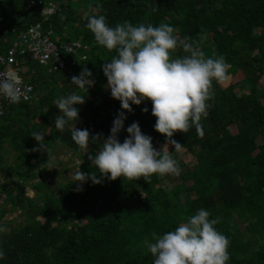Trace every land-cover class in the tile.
<instances>
[{"label":"trees","instance_id":"trees-1","mask_svg":"<svg viewBox=\"0 0 264 264\" xmlns=\"http://www.w3.org/2000/svg\"><path fill=\"white\" fill-rule=\"evenodd\" d=\"M83 1H49L56 11L45 25L61 40L81 39L86 48L63 53L65 66L54 71L29 61L33 64L26 79L34 85L33 99L10 103L0 115V169L7 173L0 181V224L8 229L0 233L5 252L0 264H153L143 241L153 232L174 230L201 208L218 219L216 228L230 240L228 264H264V252L252 259L249 254L253 237L264 240V83L259 86L264 79V0H89L80 10ZM90 15H104L112 27L125 21L169 24L178 39L193 42L205 57H223L231 66L226 80L213 81L209 114L201 121L203 137L195 127L172 137L195 159L179 163L180 175L153 174L150 182L89 180L83 190L72 180H48L59 172L46 170V154L35 150L33 132L47 133L51 150L63 146L72 152L78 161L73 174L77 169L96 171L89 154L110 135L120 111L127 116L120 142L129 135L127 127L138 122L155 148L168 143L154 128L157 118L150 100L128 112L107 96L102 66L117 53L96 42L86 27ZM44 18L29 7V0H0V53ZM184 55L181 47L172 52V58ZM84 68L93 73L88 91L71 83ZM73 92L85 95V102L76 105L80 118L72 127L101 134L99 143L90 142L89 153L75 144L70 129L60 132L54 126L60 114L54 101ZM11 153L13 164L6 165ZM27 186L36 198L26 195ZM13 211L18 215L7 216Z\"/></svg>","mask_w":264,"mask_h":264},{"label":"clouds","instance_id":"clouds-1","mask_svg":"<svg viewBox=\"0 0 264 264\" xmlns=\"http://www.w3.org/2000/svg\"><path fill=\"white\" fill-rule=\"evenodd\" d=\"M86 27L94 34L96 42L108 50H116L117 55L105 63L103 72L111 96L120 101L121 108L133 111V105L145 100L152 103L151 112L157 118L154 128L174 145L179 152L181 143L172 139L179 131L187 133L195 127L197 135L203 137L202 119L207 118L210 101L214 96L213 81L221 83L228 77L230 65L223 57H205L193 42L178 39L175 29L169 24L151 23L134 25L130 22L109 26L104 15H90ZM181 47L186 55L172 58V52ZM93 73L84 68L72 82L78 88L88 89L93 85ZM29 88L23 86L19 73L6 69L0 72V96L11 103L27 101ZM85 102V95L69 93L54 101L60 110L55 118V128L63 132L71 130V138L79 149L89 153L90 142L99 143L101 134H90L88 129L72 127L80 118L78 104ZM143 111L147 112L145 107ZM126 113L120 111L113 120L110 135L95 152L89 154L95 172L77 169L72 175L79 186L91 180L102 183L104 178L115 180L118 177L149 181L153 175L178 176L181 173L178 159L170 151L157 150L153 138L142 132L138 122L127 127L129 134L120 142L118 134L125 127ZM44 132H33L38 142L35 150L46 154L48 169L55 167L56 157L50 146L45 143ZM99 173V176L97 175ZM207 209H199L181 222L174 230L163 234L152 233L143 246L154 257L153 264H228L230 240L221 233L216 225L218 219L210 218ZM7 227L0 224V233ZM5 252L0 248V260Z\"/></svg>","mask_w":264,"mask_h":264},{"label":"built area","instance_id":"built-area-1","mask_svg":"<svg viewBox=\"0 0 264 264\" xmlns=\"http://www.w3.org/2000/svg\"><path fill=\"white\" fill-rule=\"evenodd\" d=\"M29 7H36L45 17L44 20L31 23L25 30L19 33L16 40L8 48L6 53H0V72L14 70L21 76L23 86L29 88L26 94L27 101H31L35 95V88L26 79L27 70L22 58L47 66L49 71L57 70L65 66L63 53H73L85 47L81 39L74 41L61 40L54 34L53 28L45 25V21L56 11V4L42 0H29ZM24 101V100H21ZM11 102L0 96V115H3Z\"/></svg>","mask_w":264,"mask_h":264},{"label":"rangeland","instance_id":"rangeland-1","mask_svg":"<svg viewBox=\"0 0 264 264\" xmlns=\"http://www.w3.org/2000/svg\"><path fill=\"white\" fill-rule=\"evenodd\" d=\"M42 1H46V2H49L51 0H42ZM64 1H67V0H64ZM88 3L91 1L89 0H86V1H83L81 2L80 6V10H83V6L86 5V3ZM50 3V2H49ZM76 40V38H73L71 39L70 41H74ZM22 61H23V65L26 69H31V65L33 64L32 62H29V60H27L26 58H22ZM28 73L27 72L25 75L26 77H28ZM30 74V73H29ZM264 83V79L260 80V83H259V86L260 84H263ZM107 86V84H106ZM107 96L110 97L111 96V91H110V88H108L107 86ZM165 146V150H168V151H173V148H174V145H171L170 143H159L158 147L156 148L157 150H162L163 147ZM53 154L55 155L56 157V164H55V167L51 168V169H46L47 171L48 170H58L59 174L58 175H51L48 180H50V178L53 180V178H55L58 182H63L65 180H72V175H73V167L74 165L77 164V159H74L73 157V154L71 151H68L65 147L63 146H57L55 147L53 150H52ZM171 154L173 155L174 158L178 159L179 163H188V164H193L195 162V159L192 155V153L188 152L187 150H185V148H183L181 146V149L180 151L175 154L174 152H171ZM9 158H6L5 159V163L6 165L8 164H13V154H7ZM6 171L4 170H1L0 169V181L4 180L3 177L4 175H6ZM77 184V188L79 190H83L85 185L84 183L82 184V186H79V182L76 183ZM171 185L173 184V181L172 183H170ZM33 187L32 186H27V189L25 190V193L27 196H29L30 198H36V191H34L32 189ZM18 211V210H17ZM17 211H13V212H9L7 213V216H17ZM19 213V211H18ZM19 219H22V217H18ZM252 237V236H251ZM261 236L257 235L255 237H253V240L249 246V254H251V259L255 257V255H257L258 252H264V244L261 245L264 240L263 239H260ZM254 260V259H253Z\"/></svg>","mask_w":264,"mask_h":264}]
</instances>
